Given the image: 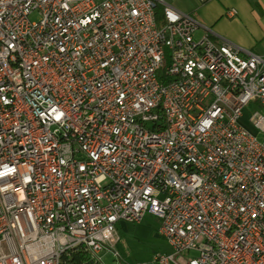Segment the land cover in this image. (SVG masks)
I'll use <instances>...</instances> for the list:
<instances>
[{"label": "built area", "instance_id": "obj_1", "mask_svg": "<svg viewBox=\"0 0 264 264\" xmlns=\"http://www.w3.org/2000/svg\"><path fill=\"white\" fill-rule=\"evenodd\" d=\"M250 104L264 56L165 0H0V264H107L147 215L152 264H264Z\"/></svg>", "mask_w": 264, "mask_h": 264}, {"label": "rangeland", "instance_id": "obj_2", "mask_svg": "<svg viewBox=\"0 0 264 264\" xmlns=\"http://www.w3.org/2000/svg\"><path fill=\"white\" fill-rule=\"evenodd\" d=\"M165 1L172 3L185 11L192 7L196 8L191 14L194 18L204 24L208 21L212 22L210 21V18L217 14V12L233 7L239 13L238 19L234 20L239 21V36L242 35L247 41L251 42H253V37H256L257 39L263 37L262 25L264 24V11L262 12L259 10L256 7L255 2L261 1L260 3L264 6V3H262L264 0H210L207 3H204L201 7H198L195 0ZM206 17L208 18L207 20ZM30 20L37 21L38 16L33 14L30 16ZM224 21L227 20L222 19L220 23H215L213 25H210V23L207 24L209 27H212V30L221 31L220 27L223 23H226ZM228 22L229 21H227V23ZM238 30H236V33H238ZM256 110H260L261 113H264L261 109L250 104L246 107V114L253 113ZM245 118H248V115H246ZM248 129L251 130L249 127ZM116 227L121 240L117 246V250L125 264H152L155 254L170 252L167 243L158 236L160 223L159 220L153 216L147 215L135 224L120 222ZM104 261L106 263H111V255L107 254V256L104 257ZM114 264L120 263L118 262Z\"/></svg>", "mask_w": 264, "mask_h": 264}, {"label": "crops", "instance_id": "obj_3", "mask_svg": "<svg viewBox=\"0 0 264 264\" xmlns=\"http://www.w3.org/2000/svg\"><path fill=\"white\" fill-rule=\"evenodd\" d=\"M260 2L261 1H256L255 2L256 3V7L263 12L264 11V6ZM195 3L198 5V7H201L204 4V3H199L197 0H195ZM262 3H264V1ZM174 6H176V5H174ZM177 8L180 9L181 11H183V12H187V13H190V14L193 13L194 10H196V8H193V7L191 9H188L187 11H185V10L179 8V7H177ZM232 8L233 7L227 8V9L222 10L220 12H217V14L213 15V17L210 18V21H212V22L208 21V22H206V24L202 23L201 21L197 20L196 18L195 19L197 21H199L203 26H205V27L209 28L211 31H213L218 37H221V38H223V39L235 44L236 46H238L241 49H244V50H246L248 52H251V53H254V54H257V55H260V56H264V24L262 25L263 26L262 27L263 28V30H262L263 37L260 38V39H257L256 37H253V40H252L253 42L247 41V39L245 37H243L242 35H241L242 37L239 36L240 35L239 34V30H238V28H239L238 27L239 26L238 22L239 21H234L235 19H238L239 13L234 18H227L225 16V12L228 9H232ZM207 19L208 18L206 17V20ZM222 19H225V20H227L229 22L227 23V21H224L226 23H223V25L220 27L221 31H214V30H212V27L211 26L209 27V25L207 24V23H210V25H213L215 23L217 24V23H220L222 21ZM227 25H229V26H227ZM236 30H238V33H236ZM213 39L215 41H217L216 38H213ZM119 237H120V235H119ZM105 256H107V254ZM113 262L114 261L112 259L111 263L107 262V264H114V263H118V262L120 264H123V263L125 264V262L123 261L122 257H120V255H119V259L116 260L114 263Z\"/></svg>", "mask_w": 264, "mask_h": 264}, {"label": "trees", "instance_id": "obj_4", "mask_svg": "<svg viewBox=\"0 0 264 264\" xmlns=\"http://www.w3.org/2000/svg\"><path fill=\"white\" fill-rule=\"evenodd\" d=\"M156 15H157L158 19H161V16H162V9L161 8H159V7L157 8ZM85 260L86 259H85L84 255L76 254V253L65 254L62 257L63 264H84Z\"/></svg>", "mask_w": 264, "mask_h": 264}]
</instances>
